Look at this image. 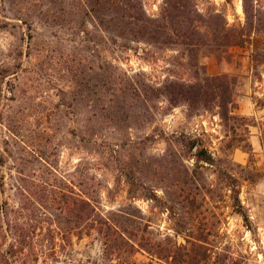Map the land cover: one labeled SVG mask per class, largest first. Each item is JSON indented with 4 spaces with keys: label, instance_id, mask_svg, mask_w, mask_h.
<instances>
[{
    "label": "rangeland",
    "instance_id": "obj_1",
    "mask_svg": "<svg viewBox=\"0 0 264 264\" xmlns=\"http://www.w3.org/2000/svg\"><path fill=\"white\" fill-rule=\"evenodd\" d=\"M222 75L228 111L171 88ZM101 219L125 234L84 230ZM188 242L264 264V0H0V264Z\"/></svg>",
    "mask_w": 264,
    "mask_h": 264
},
{
    "label": "trees",
    "instance_id": "obj_2",
    "mask_svg": "<svg viewBox=\"0 0 264 264\" xmlns=\"http://www.w3.org/2000/svg\"><path fill=\"white\" fill-rule=\"evenodd\" d=\"M107 2H112L116 5L123 4V0H105ZM141 22H144L148 24L149 26H152L154 22L157 20H154L152 18H146L143 19L138 18ZM196 29H199V26L195 27ZM155 30V29H154ZM152 34L158 33L156 30L155 32H151ZM251 33V32H250ZM235 39H240V37H236L233 40H231L228 44L229 47L238 45ZM242 39V38H241ZM239 41V40H238ZM176 86V87H174ZM171 88L174 92L177 93L180 97H182L183 101L187 102L190 107L195 108L196 104H199V102L203 101H215L217 99H221V103L219 105V108L223 109L224 111H228L231 105L234 106V98H233V82L230 76L228 75H222V76H213V77H207L203 83H195L192 85H181V84H174L171 85ZM196 158L199 161H203L208 164H213V159L211 155H208V153L205 150H201L196 154ZM233 180V178L231 177ZM234 181V180H233ZM236 188H233L232 191L237 192L234 190ZM236 204L235 207L238 206L240 208L239 213L242 214L244 220L246 222L249 221L248 216L242 212L241 204L239 201V198L236 197ZM81 209L80 212L83 216H86V221H88L95 212V209L91 206V204L87 200L81 201ZM111 222V224H110ZM97 230L100 234H119L123 235L125 234V230H122V232H119L120 229H123V226H121L120 221L115 219H108V220H100L97 223L93 225H89L88 222L85 223L84 230ZM190 243L189 246L187 245H178L175 244L174 246L168 247L166 250H158L156 249L153 251V246H150L148 244H138L140 249H143L145 252L150 254L152 257H155L159 260L160 264H235L233 262V258L229 256L228 254L224 253H217L212 252H201L200 250L203 249L202 244L196 243V242H188ZM134 246V245H133ZM160 247V245L158 246Z\"/></svg>",
    "mask_w": 264,
    "mask_h": 264
}]
</instances>
